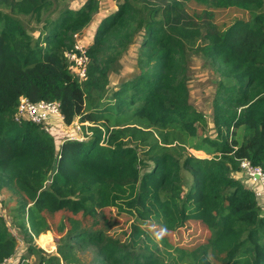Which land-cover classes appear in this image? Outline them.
<instances>
[{"label":"trees","instance_id":"16d2710c","mask_svg":"<svg viewBox=\"0 0 264 264\" xmlns=\"http://www.w3.org/2000/svg\"><path fill=\"white\" fill-rule=\"evenodd\" d=\"M191 1L243 9L250 20L221 32L209 16L189 15ZM37 3L0 0V195L18 197L29 253L40 264H80L87 247L97 264H264V210L234 176L243 160L264 170V0H120L86 45L83 82L66 54L99 12V0H87L74 15L64 12L44 43L14 16ZM139 34L146 52L138 75L105 100L120 52ZM196 51L233 77L219 86L214 139L201 137L205 121L190 103ZM96 94L103 97L96 101ZM22 97L59 103L64 124L88 122L91 136L58 145L48 125L17 122ZM189 147L208 156L188 154ZM109 207L135 218L126 243L107 234ZM61 212L55 229L48 217ZM148 221L167 232L200 223L211 236L194 249L179 248L152 238L140 226ZM51 231L58 236L55 255L31 244ZM17 245L0 213V264Z\"/></svg>","mask_w":264,"mask_h":264},{"label":"rangeland","instance_id":"374dc122","mask_svg":"<svg viewBox=\"0 0 264 264\" xmlns=\"http://www.w3.org/2000/svg\"><path fill=\"white\" fill-rule=\"evenodd\" d=\"M86 1L87 0H38L35 9L29 12L21 11L18 14H14V16L25 31L32 37L33 41L44 43L53 25L61 20L64 12L74 15V13L78 12L84 6ZM99 2V12L94 15L91 23L75 34V46H85L93 43L96 32L102 22L118 10L120 0H99ZM262 9L264 11V6ZM186 10L189 15L197 21L208 19L205 16H209L212 23L216 25L221 32L229 29L237 21L250 20V14L246 10L232 7H220L218 5L204 4L197 1L186 3ZM143 37L144 34L137 35L134 42L120 52L118 60L114 65L116 72L112 75V82L106 93L103 94L105 100L111 96L114 89L120 87V85L127 80L134 79L135 76L138 75V59L141 53L146 52L142 50L141 47ZM189 66L188 85L190 103L193 108L203 116L205 121L204 126H199L200 133H204L201 137L214 139L217 137L214 114L215 104L219 99V97H217L219 86L221 83L233 82L232 73L229 70L225 72L219 69L218 65L213 64L211 57L206 56L201 51H196V53L191 54ZM103 95L96 94L94 96L95 100H100ZM53 135L56 137L57 144L59 145L67 137L75 135V130L71 126L62 124L60 128L53 129ZM193 143L198 144L199 140L196 138ZM186 152L198 157L208 156L205 150L196 151V149H191L190 147L187 148ZM185 177L188 178L187 173H185ZM242 177V182L249 189L256 187V185L248 182L243 175ZM259 201L264 210V198L259 199ZM18 208V197L7 190L3 191L0 195V213L7 221L11 234L14 235L18 241L16 255L13 257V261H10L8 264H20L23 258L30 260V264H40V256L29 253L28 238H26V234L19 222L18 213L16 212ZM104 213L108 222V224H106L108 227L107 234L122 243H126L131 235L135 218L130 214L119 213L114 207L106 208ZM64 217L65 213L61 212L49 216L48 218L53 228L56 229ZM140 226L152 238H166L173 246L186 249H194L202 244H206L211 236V233L200 223L194 222H187L185 226L175 232H167L151 221L142 223ZM47 234L51 239L47 237L41 238L42 236H40L32 240L31 244L44 251L47 255H55L57 253L56 242L58 236L52 231ZM43 239H48L52 242L50 246L46 247L48 249L41 247L40 240ZM95 256L96 251L94 248L87 247L78 253L80 264H97ZM215 264L220 263L216 262Z\"/></svg>","mask_w":264,"mask_h":264},{"label":"built area","instance_id":"2783aa9c","mask_svg":"<svg viewBox=\"0 0 264 264\" xmlns=\"http://www.w3.org/2000/svg\"><path fill=\"white\" fill-rule=\"evenodd\" d=\"M66 57L72 66V71L76 75L79 82H83L87 77L88 69V53L85 46H75L74 51L67 52ZM56 119L64 123V117L61 113L60 104L57 102L41 101L35 103L27 97H22L19 101L15 120L17 122L29 121L34 124H47ZM93 125L85 122L80 123L76 120L71 126L75 130V135L70 136L69 140L85 141L91 136L88 131ZM241 173L248 182L256 185L254 191L258 199L264 198V170L261 167H255L248 160H243L241 163ZM13 261V258L6 259L4 264ZM29 264V260L23 259L20 264Z\"/></svg>","mask_w":264,"mask_h":264},{"label":"crops","instance_id":"0c3cea01","mask_svg":"<svg viewBox=\"0 0 264 264\" xmlns=\"http://www.w3.org/2000/svg\"><path fill=\"white\" fill-rule=\"evenodd\" d=\"M62 124H64V123H62V122H60V121H58V120H56V119H52V122L48 125L49 127H50V132H52V134H53V129H55V128H60L61 126H62ZM65 125V124H64ZM52 129V130H51ZM62 131H63V129H62ZM70 137V136H69ZM237 179H239V180H241L242 181V173H237V174H235L234 175ZM253 189H254V187H253Z\"/></svg>","mask_w":264,"mask_h":264},{"label":"bare ground","instance_id":"6f19581e","mask_svg":"<svg viewBox=\"0 0 264 264\" xmlns=\"http://www.w3.org/2000/svg\"><path fill=\"white\" fill-rule=\"evenodd\" d=\"M50 240H48V239H43V240H40V245H41V247H48V246H50V244L52 243V242H50ZM46 249H48V248H46Z\"/></svg>","mask_w":264,"mask_h":264}]
</instances>
